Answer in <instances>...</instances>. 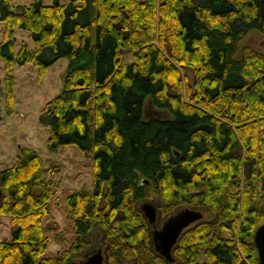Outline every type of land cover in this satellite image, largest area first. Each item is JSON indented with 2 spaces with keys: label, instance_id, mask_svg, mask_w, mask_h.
Masks as SVG:
<instances>
[{
  "label": "trees",
  "instance_id": "obj_1",
  "mask_svg": "<svg viewBox=\"0 0 264 264\" xmlns=\"http://www.w3.org/2000/svg\"><path fill=\"white\" fill-rule=\"evenodd\" d=\"M0 23L7 106L15 65L44 72L67 57L39 118L51 151L75 145L93 162L92 187L66 198L75 238L52 256L45 219L56 192L41 156L24 148L0 171V214L12 225L0 264H86L79 256L98 245L107 264H261L264 49L243 41L264 38V0H0ZM18 28L35 49L16 51ZM145 201L211 218L181 235L171 262L155 249Z\"/></svg>",
  "mask_w": 264,
  "mask_h": 264
},
{
  "label": "rangeland",
  "instance_id": "obj_2",
  "mask_svg": "<svg viewBox=\"0 0 264 264\" xmlns=\"http://www.w3.org/2000/svg\"><path fill=\"white\" fill-rule=\"evenodd\" d=\"M32 1L34 0H13L15 5H28ZM44 2L50 4L54 0ZM3 29V23H0V40L3 38ZM13 35L16 51L23 41L35 49V43L26 30L18 28ZM243 44L251 47L259 45L264 49V38L257 31H252ZM124 58L127 61L135 60L133 52H126ZM68 63L69 59L62 57L44 72H40L32 63L15 65L12 72L13 97L11 107H8L4 91L7 72L5 62L0 57V171L15 165L24 148L32 149L41 156L46 168L45 179L53 181L56 192L50 200L51 215L45 219L50 237L45 255L51 256L67 248L75 238L72 223L67 217V196L82 187L91 188L93 183L92 159L84 156L75 145H65L58 151H51L47 146L50 127L39 118L47 102L60 93ZM203 212L202 219L211 218L210 213ZM11 229L10 216L0 214V240L10 239ZM97 247L99 246L82 253L79 258L86 262ZM100 247L102 251L105 249L104 245ZM103 264H107V255L104 256Z\"/></svg>",
  "mask_w": 264,
  "mask_h": 264
},
{
  "label": "water",
  "instance_id": "obj_3",
  "mask_svg": "<svg viewBox=\"0 0 264 264\" xmlns=\"http://www.w3.org/2000/svg\"><path fill=\"white\" fill-rule=\"evenodd\" d=\"M146 182V181H144ZM141 209L147 220L154 222L156 219V206L154 203L145 201ZM203 211L200 208L184 207L179 212L171 215L159 229L152 233V240L155 249L168 261H175L174 248L178 243L184 229L203 218ZM255 244L258 250L259 260L264 264V223L258 226L254 234ZM104 254L100 247L92 252L86 264H103Z\"/></svg>",
  "mask_w": 264,
  "mask_h": 264
},
{
  "label": "flooded vegetation",
  "instance_id": "obj_4",
  "mask_svg": "<svg viewBox=\"0 0 264 264\" xmlns=\"http://www.w3.org/2000/svg\"><path fill=\"white\" fill-rule=\"evenodd\" d=\"M144 202H141L140 204H139V207H140V209H141V206H142V204H143ZM155 205V204H154ZM156 206V205H155ZM156 209H157V211H156V219H155V221L154 222H151V221H149V220H147L148 221V223L150 224V228H151V233H153V231L155 230V229H159V228H161L162 226H163V224L165 223V221L171 216V215H174V214H176L177 212H179L181 209H183V208H176L175 210H173V211H170V212H168V213H163L162 212V209H160V207H158V206H156ZM142 210V209H141ZM142 212H143V210H142ZM204 213V212H203ZM143 214H144V212H143ZM147 219V218H146ZM203 220V219H202ZM196 223V222H195ZM195 223H193V224H191L190 226H188L186 229H184V231H183V233L188 229V228H190V227H192ZM182 233V234H183ZM99 247H100V245H98ZM98 248V247H97ZM101 248V247H100ZM103 254H105V255H107V251H106V248L103 250ZM104 255V256H105Z\"/></svg>",
  "mask_w": 264,
  "mask_h": 264
}]
</instances>
